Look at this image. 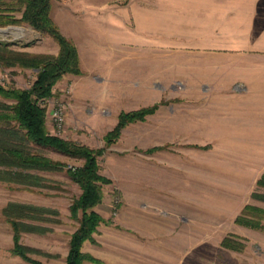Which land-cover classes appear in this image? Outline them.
<instances>
[{"label": "rangeland", "instance_id": "374dc122", "mask_svg": "<svg viewBox=\"0 0 264 264\" xmlns=\"http://www.w3.org/2000/svg\"><path fill=\"white\" fill-rule=\"evenodd\" d=\"M93 1L50 0V16L94 10L119 12L126 17H117L112 23L124 33L133 34L151 31L155 22L151 13L155 17L157 0H95V5ZM174 1L177 0H165L166 49L173 50L165 53V76L163 80L156 79L154 74L155 79L151 75L148 79L147 93L153 98L161 95L158 99L150 97L147 104L138 105L140 102L131 97L119 99L121 104L115 105L102 97L110 85L107 81H93L90 88L80 85L72 93L75 79H59L52 94L45 98L47 130L94 149L103 147L106 132L116 124H111L110 118L117 119L121 111L157 104L143 120L128 123L97 156L99 173L110 182L102 184V198L93 207L103 221L92 234L93 239L84 241L82 250L91 251L101 262L83 264H264V241L252 238L247 244L243 242L246 247L240 250L221 246L223 238L232 234L239 205L254 198L253 181L232 177L246 174L230 169L237 165L238 142L227 137L222 128L221 93L213 90L210 83L202 84L204 80L188 79L193 74L183 67L188 65L191 44L207 46L219 38L214 36L210 21L217 13L222 14L224 5L214 0ZM14 5L5 13L20 18L24 6ZM174 10L182 16L180 25ZM12 27L21 30L10 31ZM0 28L7 29L0 31V42L16 51L56 55V47L59 50L52 36L39 33L25 22ZM170 59L180 67H168ZM36 72L33 68L0 64V85L27 88ZM116 85L127 87L124 80L113 86ZM128 86L136 87L133 95L140 93L138 84ZM55 100L65 106L64 123L57 131L50 114ZM0 101L13 102L1 95ZM37 149L61 162L62 168L33 171L41 176V185L30 188L0 180V264H33L11 252L13 229L4 214L9 203H28L49 210L44 213L48 220L25 219L43 231L20 233V243L31 248L28 256L39 264H64L69 238L78 226L70 205L79 197L81 188L68 168L74 170L84 160L50 148Z\"/></svg>", "mask_w": 264, "mask_h": 264}, {"label": "crops", "instance_id": "0c3cea01", "mask_svg": "<svg viewBox=\"0 0 264 264\" xmlns=\"http://www.w3.org/2000/svg\"><path fill=\"white\" fill-rule=\"evenodd\" d=\"M177 1L174 2L180 4ZM219 1L224 5L223 12L214 15L210 21L214 36L219 38H214L207 46L191 44L188 65L183 67H188L193 74L188 79L204 80L202 84L210 83L213 90L221 93L222 128L227 131V137L238 142L237 165L230 169L237 174H246L232 177L253 181L251 195L254 198L250 203L239 205L234 219L246 205L253 207L252 216L256 219L260 216L258 209L264 211V186L257 185V180L264 174V0H214ZM93 4H96L95 0ZM156 7L155 17L151 13L155 20L151 31L145 29L134 34L132 31L124 33L112 23L117 17H126L119 12L94 10L52 15L59 30L75 45L80 60V74H65L61 78L75 79L72 93H76L80 85L90 88L93 81L100 84L107 81L110 85L102 97L115 105L121 104L119 99L131 100L133 97L140 102L138 105H145L150 97L155 98L147 93L150 89L148 79L150 75L155 79L154 74L156 79H164L165 53L173 51L166 49L165 0H157ZM173 15L180 25V12L174 10ZM57 52L58 47L53 53ZM167 61L170 68L180 67L175 59ZM122 79L127 87L113 86L121 84ZM136 84L140 93L133 95L136 87L128 85ZM116 121L110 118L111 124ZM260 221L264 224V218ZM233 226L232 234L226 236L235 235L246 244L252 238L264 241L263 229L236 222ZM243 246L246 247L244 243Z\"/></svg>", "mask_w": 264, "mask_h": 264}, {"label": "trees", "instance_id": "16d2710c", "mask_svg": "<svg viewBox=\"0 0 264 264\" xmlns=\"http://www.w3.org/2000/svg\"><path fill=\"white\" fill-rule=\"evenodd\" d=\"M14 4L23 5L20 18H14L5 12L12 10ZM50 0H16L11 2L0 0V25L25 22L41 34L52 36L59 45L56 55L34 54L16 51L5 42H0V64L37 69L32 83L27 88H5L0 85V95L13 100L12 103L0 101V180L15 182L24 188L40 186L41 176L34 172L62 168V163L41 153L37 148H50L65 155L82 158L84 163L69 173L79 183L81 193L70 205L73 218L78 221L77 228L68 241V252L64 264H83L84 262L100 263L101 260L82 250L86 240H92V234L103 221L101 215L93 207L102 198L101 186L110 180L99 173L97 156L113 143L121 130L130 122L143 120L152 113L157 104L131 111H121L117 122L104 136L103 147L94 149L52 134L45 123V107L42 100L52 94L53 85L65 74H80L81 68L78 53L73 42L64 36L50 16ZM258 186H264V174L257 180ZM264 198V196H262ZM253 207L246 205L236 223L253 228L264 229L261 216L254 219ZM49 210L28 203H9L4 208L7 220L12 224L13 244L11 252L20 258L39 264L28 256L30 247L20 243L21 231H43L44 228L29 220H48L44 217ZM256 212V213H258ZM263 212V213H262ZM43 214V215H42ZM221 246L240 250L243 243L237 236H225Z\"/></svg>", "mask_w": 264, "mask_h": 264}, {"label": "built area", "instance_id": "2783aa9c", "mask_svg": "<svg viewBox=\"0 0 264 264\" xmlns=\"http://www.w3.org/2000/svg\"><path fill=\"white\" fill-rule=\"evenodd\" d=\"M47 99L42 100V105H45ZM64 111L65 106L61 101L55 100L50 109L52 125L54 126V131H57L64 123Z\"/></svg>", "mask_w": 264, "mask_h": 264}, {"label": "bare ground", "instance_id": "6f19581e", "mask_svg": "<svg viewBox=\"0 0 264 264\" xmlns=\"http://www.w3.org/2000/svg\"><path fill=\"white\" fill-rule=\"evenodd\" d=\"M8 29H10V31L12 30V31H18V30H21V29H15L14 27H12V28H8Z\"/></svg>", "mask_w": 264, "mask_h": 264}, {"label": "water", "instance_id": "95a60500", "mask_svg": "<svg viewBox=\"0 0 264 264\" xmlns=\"http://www.w3.org/2000/svg\"><path fill=\"white\" fill-rule=\"evenodd\" d=\"M0 31L4 33V32H6V31H7V29L0 28Z\"/></svg>", "mask_w": 264, "mask_h": 264}]
</instances>
